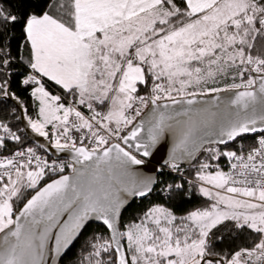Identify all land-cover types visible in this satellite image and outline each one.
Returning <instances> with one entry per match:
<instances>
[{
	"label": "snow or ice",
	"instance_id": "obj_1",
	"mask_svg": "<svg viewBox=\"0 0 264 264\" xmlns=\"http://www.w3.org/2000/svg\"><path fill=\"white\" fill-rule=\"evenodd\" d=\"M65 261L264 264V0H0V264Z\"/></svg>",
	"mask_w": 264,
	"mask_h": 264
},
{
	"label": "water",
	"instance_id": "obj_2",
	"mask_svg": "<svg viewBox=\"0 0 264 264\" xmlns=\"http://www.w3.org/2000/svg\"><path fill=\"white\" fill-rule=\"evenodd\" d=\"M33 140L35 142H42L43 138L33 137ZM44 143L46 144V142H44ZM46 146H48V148H49L47 155L49 157H52L54 154V150L51 149L49 145L46 144ZM169 146H170V144L168 141H162V144L160 146H158L159 150L155 153L154 159H152V163H150L144 167L143 170H144L145 174L154 175L158 179V173H159L158 168L164 165V161L167 159ZM61 155H64V154H61ZM141 200H143V198L132 200L130 202V205L134 202L141 201Z\"/></svg>",
	"mask_w": 264,
	"mask_h": 264
},
{
	"label": "trees",
	"instance_id": "obj_3",
	"mask_svg": "<svg viewBox=\"0 0 264 264\" xmlns=\"http://www.w3.org/2000/svg\"><path fill=\"white\" fill-rule=\"evenodd\" d=\"M161 177L159 176L158 173V179L159 180ZM155 199V197L153 198ZM202 199V198H201ZM179 203V202H178ZM197 204L196 200H192L191 203H179V207L176 209L178 212L183 211V210H187V209H191L193 208L195 205ZM148 206V201L147 200H143V202L141 201H137L132 203L126 211H124L122 218H121V222L122 223H127L130 222L131 219L136 215V213L143 209L146 208ZM74 251V250H73ZM69 256H71V253H69ZM66 264V261H65Z\"/></svg>",
	"mask_w": 264,
	"mask_h": 264
},
{
	"label": "built area",
	"instance_id": "obj_4",
	"mask_svg": "<svg viewBox=\"0 0 264 264\" xmlns=\"http://www.w3.org/2000/svg\"><path fill=\"white\" fill-rule=\"evenodd\" d=\"M160 168V167H159ZM159 168H158V170H159ZM159 172V171H158Z\"/></svg>",
	"mask_w": 264,
	"mask_h": 264
}]
</instances>
